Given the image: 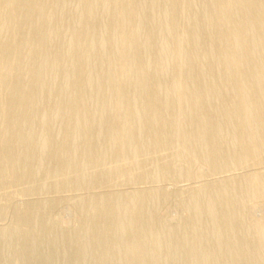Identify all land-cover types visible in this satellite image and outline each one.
Masks as SVG:
<instances>
[{"label":"bare ground","instance_id":"6f19581e","mask_svg":"<svg viewBox=\"0 0 264 264\" xmlns=\"http://www.w3.org/2000/svg\"><path fill=\"white\" fill-rule=\"evenodd\" d=\"M261 199L264 0H0V264H264Z\"/></svg>","mask_w":264,"mask_h":264},{"label":"rangeland","instance_id":"374dc122","mask_svg":"<svg viewBox=\"0 0 264 264\" xmlns=\"http://www.w3.org/2000/svg\"><path fill=\"white\" fill-rule=\"evenodd\" d=\"M71 3V2H70ZM73 16H74V13L72 12L71 13ZM69 12L65 15V16H67V17H69V18H71V20H73L74 19V17L71 15ZM71 16V17H70ZM67 17H64V18H66L65 20H68L67 19ZM73 17V18H72ZM70 20V19H69ZM68 20V21H69ZM70 20V21H71ZM65 30H66V27L64 28ZM66 34H67V31H66ZM55 126L57 127L58 126V122H56L55 123ZM163 153H167V152H163ZM257 158V157H256ZM253 159H255V158H253ZM253 159H251L248 163H251V161L253 160ZM202 169L200 168H196V171H195V174L197 175V176H201L202 175ZM201 174V175H200ZM184 182V183H183ZM143 184V185H142ZM184 184H187V182L185 183V181H182V182H180V184H178V185H184ZM108 185V184H107ZM107 185H104V187H99V188H96V189H94L96 192H103V191H109V190H111V188L110 187H108ZM141 185V186H140ZM171 184H169L168 185V187L170 188V190H171V187H173V185H171ZM147 186H151L150 184H144V183H140V184H137V185H135V187H147ZM94 190H93V192H94ZM81 192H83L84 193V191H79V192H76V191H66V193L65 192H63V193H61V197L62 198H64V197H66V196H75V195H80V194H83V193H81ZM65 193V194H64ZM43 195V196H42ZM58 196H60V195H58V193H56V192H54V191H50V192H47V193H43V194H41L40 195V198L42 199V198H55V197H58ZM179 196V195H178ZM178 196H174V197H171L170 198V200H168V201H166V202H164V201H159V202H161V205H159L158 207H160V211L158 212V214L160 215V216H163L161 219H162V221H164L165 223H168V224H175L176 223V221H179V219L180 220H182V219H184V218H182L181 219V216L182 217H186L187 216V214H188V212L187 211H185V210H183V208L180 206V205H178V203L176 202L181 196H184V197H186L187 196V191L185 190V192H183L182 194H181V196L180 197H178ZM24 199H30V197H27V198H24ZM262 200V202H261V204H259V203H257L256 204V206L254 207V208H251V217H252V219H253V217H255L256 219H255V221H256V223H258V224H264V199H261ZM65 200H63V201H56L55 203H54V208H53V210L52 211H49V212H47V213H45V212H43L42 213V215L40 216L41 218H43V220L47 223V222H54L55 220H58V222H59V224L62 226V227H64V226H66V225H68L69 223H70V226L71 227H77V225L79 226V224L82 222V220H83V212L82 211H80V213L78 212L79 210L78 209H76L77 207H79V203H80V201H79V203H78V201H76V200H72V201H65ZM3 204L4 203H7V201L5 200V199H2V201H1ZM252 202V201H251ZM251 202H249V203H251ZM67 203V204H66ZM78 205H77V204ZM164 203V204H163ZM177 203V204H176ZM66 204V205H65ZM157 205L159 204L158 202L156 203ZM163 204V205H162ZM252 204V203H251ZM63 206V207H62ZM77 206V207H76ZM162 207V208H161ZM68 208L69 209H71V211L70 210H68ZM73 208H74V210H73ZM65 210V211H64ZM75 210H76V212H75ZM164 210V211H163ZM75 213H74V212ZM64 212V213H63ZM186 212V213H185ZM184 213V214H183ZM76 214V215H75ZM185 214H186V216H185ZM54 215H56L55 217H54ZM74 215V216H73ZM73 216V217H72ZM76 216V217H75ZM78 217V218H77ZM75 219V220H74ZM79 219V220H78ZM261 219V220H260ZM73 221H74V223H73ZM253 221H254V219H253ZM254 221V222H255ZM263 221V222H262ZM5 222V221H4ZM4 222H2V221H0V223H4ZM76 222V223H75ZM67 223V224H66ZM73 223V224H72ZM79 223V224H78Z\"/></svg>","mask_w":264,"mask_h":264}]
</instances>
